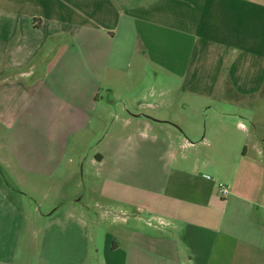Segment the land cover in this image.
I'll return each instance as SVG.
<instances>
[{
	"label": "crops",
	"instance_id": "0c3cea01",
	"mask_svg": "<svg viewBox=\"0 0 264 264\" xmlns=\"http://www.w3.org/2000/svg\"><path fill=\"white\" fill-rule=\"evenodd\" d=\"M146 61L165 72L158 87L186 95L183 110L205 115L204 140L157 86L136 92ZM115 85L127 91L119 111L99 97ZM100 110L176 167L143 173L138 238L107 242L98 264H264V0H0V232L16 235L21 217L2 185L49 176ZM198 143L202 164H180ZM17 240L0 242V264H23Z\"/></svg>",
	"mask_w": 264,
	"mask_h": 264
},
{
	"label": "rangeland",
	"instance_id": "374dc122",
	"mask_svg": "<svg viewBox=\"0 0 264 264\" xmlns=\"http://www.w3.org/2000/svg\"><path fill=\"white\" fill-rule=\"evenodd\" d=\"M164 74L146 61L132 86L146 97H152V88L157 86L155 99L173 101L175 120L193 117L197 133L191 140H204L205 115L196 107L183 110L180 104L187 97L180 91L169 86L158 87L157 82L161 83ZM114 88L113 92L101 89L99 97L105 101L114 99L119 111L122 107L119 98L125 97L127 91L116 85ZM132 110L137 109L132 107ZM118 113H101V110L95 113L90 130L72 137L63 163L52 166L46 178L33 177L24 186L2 185L17 204L21 217L15 219L16 235L1 231L0 242H12L18 237V258L23 264H39L41 260H46V264H98L105 258L103 247L107 242H114L115 237L120 244L124 238L137 240L136 232L143 225L139 217L145 216L140 213V196L144 194L140 192V178L143 173L154 175L159 165L161 172L166 165L164 173L169 176L176 166L165 154L166 146L161 147L159 154H147L142 148L143 139L136 135L137 127H129L126 118ZM205 152L206 148L200 143L193 150L181 149L178 162L183 163L182 157H187L189 162L202 164ZM57 155L63 156L55 149L49 154L50 157ZM162 156L164 160L159 161ZM14 171L17 173L16 169ZM112 206L119 207L117 212L102 217L106 214L105 208ZM123 208L128 209L126 213ZM149 222L153 226L160 223L154 218Z\"/></svg>",
	"mask_w": 264,
	"mask_h": 264
},
{
	"label": "built area",
	"instance_id": "2783aa9c",
	"mask_svg": "<svg viewBox=\"0 0 264 264\" xmlns=\"http://www.w3.org/2000/svg\"><path fill=\"white\" fill-rule=\"evenodd\" d=\"M219 190L223 198H227L230 194L229 190L226 188V186L223 183L219 184Z\"/></svg>",
	"mask_w": 264,
	"mask_h": 264
}]
</instances>
